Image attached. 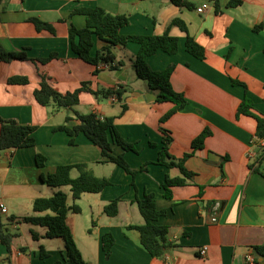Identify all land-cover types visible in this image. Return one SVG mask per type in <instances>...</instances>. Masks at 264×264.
Instances as JSON below:
<instances>
[{
    "label": "crops",
    "instance_id": "crops-1",
    "mask_svg": "<svg viewBox=\"0 0 264 264\" xmlns=\"http://www.w3.org/2000/svg\"><path fill=\"white\" fill-rule=\"evenodd\" d=\"M189 1L195 5L193 10L179 8L170 0H3L0 42L4 48L25 50L33 59L57 55L47 64H0V116L37 126L35 146L0 155V204L7 207V213L1 214L8 231L16 235L12 264L63 261L64 240L45 238V227L21 219L43 216L45 213L34 211L33 202L59 190L68 195V205H73L69 187L55 188L46 181L59 165L76 164H85L95 176L111 181L101 193L83 194L75 202L81 213L68 215L77 247L88 264H251L246 261L250 253L254 264H264L254 250L264 246V139L255 137L257 121L253 117L237 116L247 96L254 112L264 117V0H237L241 3L232 6L233 0ZM204 4L209 8L199 13ZM82 7L128 15L130 24L122 29L125 35H162L168 31L178 37L176 54L160 50L148 62L154 70L175 65L171 82L176 92L185 94L187 107L161 124L173 104L157 103L148 82L137 76L134 59L140 50L138 44L113 47L119 68H103L95 74L96 66L83 61L72 49L71 27L82 29L87 20L71 12ZM31 18L48 23L53 31L38 30ZM175 18L186 22L189 35L205 48V59L186 50L187 34L172 25ZM103 45L95 39L92 54ZM17 75L27 76L29 84L9 85L8 79ZM42 76L61 93L75 91L84 83L92 90L121 88L124 93L113 101L84 92L73 108L42 106L34 96ZM75 112L114 118L120 135L138 150L125 151L115 145L114 153L122 154L138 171L135 176L116 164L103 162L101 149L84 134L76 135L75 145H71V136L56 130L64 124H78ZM67 117H73L72 121L66 123ZM162 128L174 139L170 153L177 159L191 150L204 130L211 132L204 147L185 162V167L196 174L194 183L173 188L172 200L164 197L162 183L167 174L181 173L156 164ZM38 155L46 158L44 166L38 165ZM147 163L148 171L141 170ZM72 176H79L77 169ZM146 193H153L158 209L165 211L158 222L168 228V247L161 259L153 258L139 233L128 228L144 223L134 201ZM117 198L121 199L119 213L110 217L105 207ZM106 233L115 238L109 257L102 248ZM41 247L47 253L45 258L41 257ZM204 247L208 249L202 257ZM8 256L0 243V264H9Z\"/></svg>",
    "mask_w": 264,
    "mask_h": 264
},
{
    "label": "trees",
    "instance_id": "trees-1",
    "mask_svg": "<svg viewBox=\"0 0 264 264\" xmlns=\"http://www.w3.org/2000/svg\"><path fill=\"white\" fill-rule=\"evenodd\" d=\"M171 3L179 8L193 10L194 3L189 0H170ZM240 1L233 0L230 5H238ZM4 10L3 0H0V23L2 21L1 14ZM81 14L86 17L87 24L82 29L71 27L70 35L72 38V49L83 61L95 65V74H98L101 69L108 68L110 70L118 69L120 64H115V56L113 47L126 46L129 43H135L140 46L138 54L135 56L134 65L137 76L148 82L149 87L155 92L157 103H172L173 107L160 120L164 124L177 112L184 110L188 101L184 93L176 92L173 88L171 78L175 70V65H170L164 70H154L149 65V57L156 54L158 51H164L168 54H176L179 50V38L165 32L162 35H125L122 29L130 24V18L126 14L115 15L101 7H82L74 9L71 15ZM38 30L48 29L53 31L51 25L37 18H31ZM172 25L178 27L182 32L187 34L186 50L193 56L199 59H205V48L200 45L192 36L189 35L186 22L180 18L172 20ZM95 39L104 42L103 47L98 49L95 55L92 50L95 45ZM57 55L52 54L48 58L33 59L24 51H8L0 42V64H10L15 61H33L42 64H47L56 59ZM27 76H12L8 79L9 85H27L29 84ZM236 84H242L234 81ZM91 92L97 97L104 96L110 98L116 96L121 98L123 90L107 89V90H92L84 83L75 91L61 93L50 82L46 76H42L39 88L34 91V96L42 106L55 104L57 108H73L80 103L81 94ZM253 102L247 96L241 102L237 110V116L246 115L253 117L257 121L255 137L259 140L264 139V117L254 112ZM75 117L78 124L73 127H68L66 124L61 125L56 130L64 131L71 136L70 144L75 145L74 137L79 134H84L91 142L101 149L103 162L113 163L122 167L127 173L135 176L137 170H133L125 157L114 153V146H120L125 151L138 152L135 144L127 142L117 131L114 118H102L96 113L80 114L75 112ZM73 117H67L66 123L71 122ZM37 126L23 125L16 120L5 119L0 116V155L6 150H15L19 148H28L36 145L34 133ZM163 139L161 149L158 154L156 164L163 165L169 169L177 168L181 175L171 176L166 175L162 183L164 197L167 200L173 198V188L183 187L194 183L195 173L189 171L185 167V162L197 150L204 147L206 139L211 132L204 130L192 143L191 150L186 153L183 158L177 159L170 153V147L174 141L171 133L166 129H161ZM152 146L158 147L157 144L151 143ZM38 165L44 166L46 158L42 155L37 156ZM148 165H144L141 170L148 171ZM77 169L78 177L72 176V171ZM264 175V171L262 172ZM50 186L55 188L69 187L73 205H68V195L62 191H57L51 197L37 198L33 202V209L37 213H45L43 216H30L21 219L23 223L32 224L35 226L45 227L47 232L45 238L54 239L61 238L65 242V251L63 261H57L54 264H88L82 257L80 250L75 242L72 228L68 224L69 213H81V207L75 202L85 193L98 194L111 185L108 178H100L93 174L85 164L76 165H59L56 171L49 175L46 181ZM120 198L112 200L106 207L105 212L110 217H115L119 213ZM139 208L140 214L144 219V223L140 225H129V229L136 230L141 239L144 248L153 258L161 259L165 256L168 247L167 235L168 228L159 224V219L165 214L164 210H159L155 195L146 193L142 199L136 198L134 201ZM35 239L39 238L33 232ZM16 235L11 234L6 224L3 221L0 212V243L8 250L9 256L7 261L11 263L12 256V241ZM102 248L106 257L112 254V249L115 245V238L112 233H106L102 237ZM258 256L264 259V246L254 248ZM41 257L45 258L47 253L44 247L40 249Z\"/></svg>",
    "mask_w": 264,
    "mask_h": 264
},
{
    "label": "built area",
    "instance_id": "built-area-1",
    "mask_svg": "<svg viewBox=\"0 0 264 264\" xmlns=\"http://www.w3.org/2000/svg\"><path fill=\"white\" fill-rule=\"evenodd\" d=\"M208 8H209V4H204V5H202V7H200V8L198 9V12H199V13H204ZM111 98H112L113 101H116V96H113V97H111ZM0 212H1L2 214L7 213V207H6L4 204H0ZM214 221H216V219H214ZM207 249H208L207 247H204V248L200 251V255H201L202 257H205V256H206V254H207ZM246 261H247L248 263L254 264V263H255L254 255H253L252 253L248 254V255L246 256Z\"/></svg>",
    "mask_w": 264,
    "mask_h": 264
},
{
    "label": "rangeland",
    "instance_id": "rangeland-1",
    "mask_svg": "<svg viewBox=\"0 0 264 264\" xmlns=\"http://www.w3.org/2000/svg\"><path fill=\"white\" fill-rule=\"evenodd\" d=\"M65 189H69L68 187H65ZM68 191V190H67ZM69 194H70V192H69Z\"/></svg>",
    "mask_w": 264,
    "mask_h": 264
}]
</instances>
